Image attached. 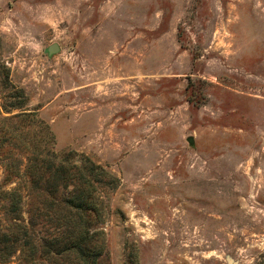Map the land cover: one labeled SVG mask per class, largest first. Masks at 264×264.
<instances>
[{
	"label": "rangeland",
	"instance_id": "rangeland-1",
	"mask_svg": "<svg viewBox=\"0 0 264 264\" xmlns=\"http://www.w3.org/2000/svg\"><path fill=\"white\" fill-rule=\"evenodd\" d=\"M5 73L75 172L31 191L18 150L8 181L0 161L25 219L31 200L67 216L79 186L99 264H264V0H0Z\"/></svg>",
	"mask_w": 264,
	"mask_h": 264
},
{
	"label": "trees",
	"instance_id": "trees-1",
	"mask_svg": "<svg viewBox=\"0 0 264 264\" xmlns=\"http://www.w3.org/2000/svg\"><path fill=\"white\" fill-rule=\"evenodd\" d=\"M3 69V72H7ZM6 78V73L0 76V161H4L5 180H10L19 172L22 158L13 155L18 150L25 159L24 173L29 178L31 191H36L42 175L47 171L54 177L69 181L75 172L70 167L66 168L61 161L56 163L58 154L53 151L55 137L49 125L38 120L35 111L24 110L26 98L23 92L20 89L7 91L4 88ZM14 109L19 111L12 113ZM63 157L75 163L69 151L64 152ZM76 166L73 164V167ZM96 167L99 166L90 162L89 166H84L85 172L80 173L81 177L90 183L93 180L89 175ZM89 196L87 190L74 186L69 198L64 200L67 216L53 218H45L49 215L48 207L31 200L28 218L25 219L22 215L21 193L17 190H0V262L16 255L18 264H63L56 260L55 255L64 254L71 258L68 264H99L102 245L96 247L89 242L102 232L91 228L93 223L87 211L94 206ZM86 214L89 218H86ZM44 218L50 219L48 223L53 231L51 242L37 235L34 229L38 223L46 224ZM64 239L66 242L63 246Z\"/></svg>",
	"mask_w": 264,
	"mask_h": 264
},
{
	"label": "water",
	"instance_id": "water-1",
	"mask_svg": "<svg viewBox=\"0 0 264 264\" xmlns=\"http://www.w3.org/2000/svg\"><path fill=\"white\" fill-rule=\"evenodd\" d=\"M58 49H59V45L57 43H55V42L51 43L47 46V53L52 54V53L58 51ZM187 140H188V142L193 141L191 136H188ZM226 264H239V263L236 260H234L232 257L227 256L226 257Z\"/></svg>",
	"mask_w": 264,
	"mask_h": 264
}]
</instances>
